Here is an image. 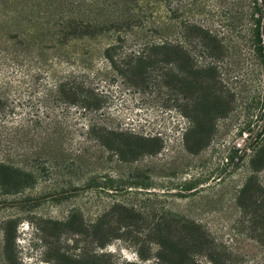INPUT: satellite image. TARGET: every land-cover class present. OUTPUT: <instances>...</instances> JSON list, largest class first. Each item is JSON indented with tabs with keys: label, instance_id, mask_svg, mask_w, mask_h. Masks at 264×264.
<instances>
[{
	"label": "rangeland",
	"instance_id": "obj_1",
	"mask_svg": "<svg viewBox=\"0 0 264 264\" xmlns=\"http://www.w3.org/2000/svg\"><path fill=\"white\" fill-rule=\"evenodd\" d=\"M237 2L172 13L165 0L145 11L140 0H101L79 12L58 0H0V48L87 75L107 94L97 120L109 131L87 136L75 109L50 136L24 127L26 152L0 145V264H159L163 240L164 264H264V64L247 16L232 30L217 21L227 8L235 16ZM203 18L218 44L175 40ZM142 43L152 63L124 75L105 57L111 44L126 54Z\"/></svg>",
	"mask_w": 264,
	"mask_h": 264
},
{
	"label": "trees",
	"instance_id": "obj_2",
	"mask_svg": "<svg viewBox=\"0 0 264 264\" xmlns=\"http://www.w3.org/2000/svg\"><path fill=\"white\" fill-rule=\"evenodd\" d=\"M58 1L78 12L81 9L86 10L85 6L90 3H101V0ZM140 1L144 4H141V11L151 8L150 4L154 3V0ZM204 1L206 0H165L170 8V10L167 9L168 12L171 11L172 13L177 11L178 8H186L189 11L203 10L205 5ZM215 4L219 3L215 1ZM223 11H225L224 13L226 14H221ZM221 12H218L220 15L217 20L218 25L228 30L237 28L240 19L247 16L250 41L256 55L264 64V46L262 39V29L264 27V0H238L234 10L235 16L238 17V19L230 15V8L221 10ZM207 13L210 14V12ZM205 21L206 18L194 20V22H189L187 20L185 22L186 25L182 26V31L178 33L180 40L178 38L175 40L178 42L180 41L179 43H190L191 40L196 39L194 41L200 46L206 44H213V46H215L218 44V35L212 33V30L204 23ZM188 23L194 24L189 25ZM134 37V35L129 34V36H125L120 41L123 42L129 39L134 40L136 39ZM160 47L166 50L170 48V45L164 43ZM119 48L120 47L117 45L111 44L104 51V54L111 64H115L116 61L120 63L121 68L118 70L120 74L124 75L126 72H130L133 64L136 65L141 61L152 63L153 61L151 60L152 54L147 51V43H142V47L139 50L126 54L118 51ZM205 50L207 51L208 49L205 48ZM181 53H187V51L182 48ZM61 62L60 60L55 62L52 59H48L45 54L40 56L35 55L34 52L30 53L28 51L15 54L0 48V72L2 73V78L0 79V145L3 148L11 150V152L15 150H25L21 147V145H24V139L28 137H26L27 132L24 131V127H37L39 130L43 131V137L50 136L53 134L50 132L51 126H58L61 121L66 123L71 119L78 118L76 116L73 117L75 109L80 110L79 115L87 117L88 123L86 124L85 130L87 136H97L98 138L102 137V134H108L109 131L105 130V127L101 125L102 123L97 120L99 114L100 116L102 115L101 113L97 114V112L103 107V103L106 102L107 94L100 89L98 90L89 77L80 70L68 69L61 72ZM166 68L167 67L164 66V70H162L164 73L160 72L156 74L155 77L166 74ZM152 71L154 70H149L148 73ZM179 71L182 73V70ZM41 76H44L43 83L40 81ZM145 78L142 79L144 81H141L143 84L146 82ZM15 81H18V83L14 84ZM32 92H34V94ZM20 93L26 95V97H20ZM13 95L14 97H11ZM16 108L20 109V111L17 112L20 115L18 120L12 117ZM66 126L69 125L67 124ZM248 127L249 126H247L246 129H248ZM70 132L71 131L68 130L67 134H73ZM126 133L127 132H125V134ZM119 134L122 133H118V135ZM31 135L37 137V130H32L30 136ZM148 140L151 142L150 151H157V149L161 147L162 141L159 137H151ZM41 146H43V144L35 143L32 149ZM26 151L27 150H25V152ZM229 158L232 159L233 155H229ZM170 251L171 249L169 248L167 240H163L159 243V250L157 251V258L158 261H160L159 264H164L165 262L169 263L170 259L168 255ZM66 253L67 255H65ZM61 256L68 259L71 258V254H68L67 250L63 251Z\"/></svg>",
	"mask_w": 264,
	"mask_h": 264
}]
</instances>
